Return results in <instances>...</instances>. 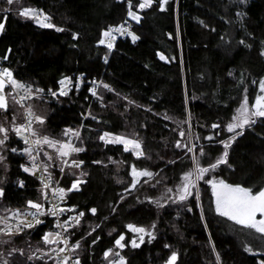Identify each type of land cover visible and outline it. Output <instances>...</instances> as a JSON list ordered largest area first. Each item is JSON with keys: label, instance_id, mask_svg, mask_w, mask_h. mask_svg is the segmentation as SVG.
<instances>
[{"label": "trees", "instance_id": "obj_1", "mask_svg": "<svg viewBox=\"0 0 264 264\" xmlns=\"http://www.w3.org/2000/svg\"><path fill=\"white\" fill-rule=\"evenodd\" d=\"M146 2L0 0V66L34 94L25 107L38 155L10 98L0 108L9 120L0 225L11 212L48 209L39 160L64 190L62 203L81 212L65 230L75 264L118 257L122 264H166L173 254V264H264V235L217 213L213 192L221 180L253 194L264 187V117L251 112L264 76V0H151L139 7ZM25 9L38 14L24 16ZM122 22L131 25L109 48L104 34ZM68 75L81 82L62 94ZM245 99L249 123L229 132L227 125L243 122L233 118ZM104 133L133 139L140 150L105 141ZM45 138L55 147L37 143ZM69 143L81 151L63 155ZM190 172L187 195L183 178ZM55 230L52 217L43 216L20 232H0V264H53L62 241L44 236ZM122 236L124 247L116 243Z\"/></svg>", "mask_w": 264, "mask_h": 264}, {"label": "snow or ice", "instance_id": "obj_2", "mask_svg": "<svg viewBox=\"0 0 264 264\" xmlns=\"http://www.w3.org/2000/svg\"><path fill=\"white\" fill-rule=\"evenodd\" d=\"M14 0H7V3L11 4L13 3ZM166 2V0H165ZM151 3V0H147L146 3H141L139 5L140 8H145L147 6H149ZM131 7V5H130ZM22 15L24 16H29L33 14V10L31 9H25L22 13ZM129 16L132 17L133 19L138 20L139 17L136 16L135 13L129 11ZM45 27H52V25L50 24H45ZM3 28V25L0 24V29ZM116 31H120L119 28L116 29ZM105 36H109L110 32H106L104 34ZM137 37L133 36V39L135 40ZM100 43H104L103 40L100 41ZM109 48L112 47L111 44L108 45ZM2 76L7 77L8 78V82L12 85H15L16 87H23V85L18 84L15 80H13L12 74L11 72L4 70V72L2 73ZM63 83V82H61ZM5 87V82L3 79H0V92L3 91ZM261 90L264 91V81L261 82ZM63 94V93H62ZM256 111H254L252 113V115L254 116H261L264 117V96L262 97H258L256 100L255 105L253 106ZM0 108L6 109L7 108V100L6 97L2 94H0ZM238 115L236 117H234V121H240L242 120V123H231L229 125H227V130L229 132L234 131L236 128L240 127L242 128L244 126V124H248L249 120L246 117V113L248 112V108H247V99H245L244 104L241 105V108L237 110ZM31 115V113H29ZM38 120H40L39 117H37ZM41 123H43L42 120H40ZM30 127V125H29ZM213 127H218V125H213ZM7 130L4 129L3 127H0V132H6ZM71 131V130H68ZM68 131L65 132V135L68 134ZM17 134H21V129L17 128L16 129ZM78 135V134H77ZM107 135V134H106ZM7 137H5L6 139ZM101 139H105V137H101ZM234 139V137H233ZM46 143L48 144L50 147H55V143H53L52 141L48 140L47 138H45L43 141H37V143ZM113 142H119V143H123L125 144V150H128V146H132L136 149H138L140 147V145L134 141H130V140H123L122 138H117L115 141ZM4 141L0 140V144H3ZM179 143L177 144V147H179ZM225 147H227V144H225ZM67 150V151H65ZM62 154L63 155H68L69 151L72 152H78L81 151V149H77V148H73L71 147V145L69 144H65L62 146ZM189 151H191V149H189ZM142 154V153H140ZM226 156V153H225ZM225 162L224 160H220L217 161V164ZM217 164H212L210 165V168L214 169L215 167H217ZM78 166V165H77ZM197 167L198 166V162H197ZM28 169H25V171H27ZM200 172H206L208 171V169H199ZM139 175H151V173H147V172H142V173H138ZM191 176L192 173H186L184 176V180L186 181V183L183 186V191L185 193H187V195H191V192L189 191V184H191ZM47 187V185H46ZM77 185H73V188H76ZM61 193V196L63 195V189H59L58 190ZM171 191V190H169ZM213 192L215 195V204H216V212L219 213L222 216L228 217L229 219L235 221L236 223L240 224V225H244L246 227L249 228H253L256 231L260 232V233H264V190L259 191L258 193L253 194L251 189L248 188H244L241 187L239 185L237 186H233L230 184L225 183L224 181H219L218 183H213ZM179 199L184 200L186 199V195H180ZM29 206L32 208H36L38 211L40 210V205L39 204H34L33 202L29 201ZM93 212H95V209L92 210ZM257 213L261 214V218L257 219ZM33 215H35V213H33ZM53 215H55V212H53ZM39 222V221H38ZM28 227H31V225H27ZM132 231L134 232H143L144 229L143 228H136L132 225L128 226ZM9 231H11V229H9ZM124 237L122 236L120 238V240H117L116 243L120 246V247H124L123 244H121V240H123ZM45 242L51 243L52 241L49 240L48 236L44 237ZM133 247H138V245L135 243V241L132 242ZM61 251H63V249H61ZM105 255L107 256L108 253H105ZM176 256L175 254H173V256L171 257L169 264H173V262L175 261Z\"/></svg>", "mask_w": 264, "mask_h": 264}, {"label": "built area", "instance_id": "obj_3", "mask_svg": "<svg viewBox=\"0 0 264 264\" xmlns=\"http://www.w3.org/2000/svg\"><path fill=\"white\" fill-rule=\"evenodd\" d=\"M126 25L130 26L131 23L122 22L118 26L108 27V32H110V35L107 36L106 38L108 45L111 44L113 46L116 39L119 36L124 35L121 32V27ZM117 28H119L120 31H116ZM0 71L2 73L4 72V69L1 66H0ZM5 79L7 80L8 78L5 77ZM74 81L81 82V77L77 76V78L73 80L72 77L68 75L66 80L60 85L59 90L64 94H68L69 89L71 88ZM12 93L19 102H25V100L32 97V95L28 93L27 90L25 89H20L19 91L14 90ZM25 119L28 122L29 117L28 118L26 117ZM28 141L32 147H35V145L32 142V138H30V134H28ZM35 157L37 156L35 155ZM36 164L38 167L39 177L42 179V183L45 188V196L48 202V209L41 212H29V211L12 212L6 219L7 222L0 226V232L9 231V229H11V231L9 232L20 231L23 229L24 225H32L41 217L50 216L52 217V220L54 221V223L58 228L62 241L61 247L54 249L52 251V254L54 256V258L52 259L53 264H75V260L71 255L73 244L69 243L65 230L69 223L75 222L80 217L81 212L75 211L72 204L62 203L61 199L58 196V192H59L58 182L53 184L51 178L44 172L39 160L36 161ZM53 212H55V215H53ZM33 213H35V215H33ZM61 249H63V251H61ZM36 256L41 258L42 260L48 258L45 254H42L40 252H37Z\"/></svg>", "mask_w": 264, "mask_h": 264}, {"label": "rangeland", "instance_id": "obj_4", "mask_svg": "<svg viewBox=\"0 0 264 264\" xmlns=\"http://www.w3.org/2000/svg\"><path fill=\"white\" fill-rule=\"evenodd\" d=\"M20 12H22V10H20ZM35 14H38L36 11H33V14L32 15H35ZM40 23H44L45 22V20H44V18L43 17H41L40 16ZM129 28V26L128 25H126V26H122L121 27V32L123 33V34H125L128 30V28ZM12 78V77H11ZM0 79H3L4 80V82H5V87H4V89H3V91L2 92H0V94H2V95H4L5 97H6V100L8 101L10 98H12V100H14V101H17V103L19 104V108H20V110H21V112H22V116H23V126H24V133H25V135H26V137L28 138V134H30V130H29V123H30V121L28 120V122L26 121V117L28 118V112H27V107H25L26 106V104H25V102H19L16 98H15V96H14V94L12 93L14 90L15 91H19L20 90V87H16L15 85H12V84H10L9 82H8V79L6 80L5 79V77L4 76H2V72L0 71ZM13 79V78H12ZM14 80V79H13ZM262 81H264V76L261 78V81H260V84H259V91H258V94L256 95V97H255V99H254V102H253V104H252V106H251V112H254V111H256V109L253 107L254 105H255V103H256V100H257V98L258 97H262V96H264V91H262L261 90V82ZM13 90V91H12ZM28 93H30L31 95H32V97H33V93H31V92H29V91H27ZM30 99V98H29ZM28 100V99H27ZM28 106V105H27ZM248 107V106H247ZM262 110H264V109H262ZM12 120V126L15 128V129H17V128H20V125L19 124H16V119L14 120V119H11ZM8 121L9 120H7V122L5 123V118H2V116H0V127H3L4 129H6V126H7V123H8ZM27 125V126H26ZM4 134H5V132H0V140H3L4 139ZM107 134V135H106ZM103 137H105V141H111V142H113V141H115L117 138H122L123 140H130V141H134V142H136L135 140H133V139H130V138H128V137H124V136H120V135H113V134H108V133H104L103 134ZM32 142H33V144L35 145V142L33 141V139H32ZM117 143V142H116ZM136 143H138V142H136ZM123 144V143H122ZM139 144V143H138ZM69 145H71L72 146V143L70 144L69 143ZM124 146H125V144H123ZM2 146H1V144H0V166H6V164H5V157H4V155H3V152H2ZM32 149H34V151H33V155L35 156H38L37 155V150H36V145H35V147L34 148H32ZM128 149H131L133 152H135V153H137L139 150H140V148H138V149H136V148H134V147H132V146H128ZM30 150H31V148H30ZM32 151V150H31ZM65 151H67V150H65ZM23 152H24V154L25 153H27V151H26V149H24L23 150ZM48 156H49V154H47ZM261 190H264V187L262 188V189H260L259 191H261ZM258 191V192H259ZM257 192V193H258ZM1 193H2V189H1V187H0V196H1ZM5 210V208L4 207H1V204H0V217L2 216V213H3V211ZM12 213V212H11ZM11 213H9V214H7V216L5 217V219H4V222H3V224L4 223H6L7 221H6V219L8 218V216L11 214ZM257 219H260L261 218V214H259V213H257V217H256ZM229 220H231V219H229ZM232 222H233V220H231ZM3 224H1V225H3ZM0 225V226H1ZM242 226H244V225H242ZM253 229V228H252ZM254 231H255V233L256 234H258V235H264V233H260V232H258V231H256L255 229H253ZM21 231V230H20ZM20 231H15V232H12V233H16V232H20ZM45 236H48V238H49V240L50 241H52V242H54V241H58V240H61V236H60V233H59V231H47L46 233H45ZM44 236V237H45ZM20 252L22 253V254H28L29 255V252H30V250H31V248L30 247H28V245H22V246H20ZM1 250H3V249H1ZM2 253H4V251L2 252ZM1 256H3V258H4V255L3 254H1ZM172 257V256H171ZM171 257L169 258V260H168V262L166 263V264H169V261H170V259H171ZM5 259V258H4ZM7 260V259H6ZM3 262H5V261H3ZM123 263V259L121 258V257H118L117 259H115V260H111L110 262H109V264H122Z\"/></svg>", "mask_w": 264, "mask_h": 264}]
</instances>
